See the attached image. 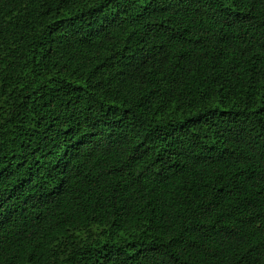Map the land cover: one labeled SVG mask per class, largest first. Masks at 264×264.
<instances>
[{"label": "trees", "instance_id": "trees-1", "mask_svg": "<svg viewBox=\"0 0 264 264\" xmlns=\"http://www.w3.org/2000/svg\"><path fill=\"white\" fill-rule=\"evenodd\" d=\"M0 264H264V0H0Z\"/></svg>", "mask_w": 264, "mask_h": 264}]
</instances>
